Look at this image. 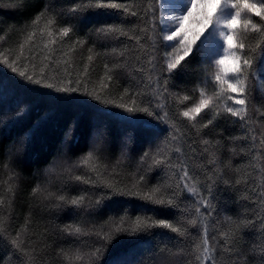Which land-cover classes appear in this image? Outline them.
<instances>
[{
    "label": "trees",
    "instance_id": "1",
    "mask_svg": "<svg viewBox=\"0 0 264 264\" xmlns=\"http://www.w3.org/2000/svg\"><path fill=\"white\" fill-rule=\"evenodd\" d=\"M75 3L78 0H0V53L10 61L20 54L35 18L44 14L16 66L18 71L39 76V69L48 63L45 82L55 85L46 88L32 83L0 62V199L4 201L0 261L87 264V257L76 260L75 252L99 248L91 264H200L197 247L203 249L206 233L216 264H264V88H250L244 121L221 108L213 124L202 127L212 117L206 110L201 124L193 127L179 112L198 103L202 88L206 95L213 94L216 69L198 57L179 75L164 70L163 47H154L148 39H158L161 14L148 11V0L129 3L137 17L96 9L78 18L80 14L70 10ZM152 7L160 9L159 0ZM242 15L259 22L264 32V20L248 12ZM49 17L55 18L51 29L57 40L49 44L52 62L44 60L49 55L44 44L50 38L39 31ZM121 21L130 34L143 37V47L127 37L97 35L100 26ZM69 25L73 31L61 39L59 28ZM236 31L246 44L244 54L259 56L264 35L251 25L244 29L242 23ZM80 40L85 43H76ZM186 60H192V55ZM257 72L258 78L264 77V63L257 65ZM106 73L112 76L110 81ZM77 80L78 92L56 90L71 87ZM85 85L89 94H84ZM126 87L132 91L126 93ZM137 91L141 93L137 100L159 118L116 107L131 105ZM185 96L189 99L184 100ZM221 103L217 101L218 106ZM177 147L181 152H175ZM89 152L96 158V170L74 167ZM154 155L169 158L168 163L153 165ZM183 165L195 181L197 196L183 189L179 179ZM77 175L94 181L95 186L75 180ZM38 185L40 191L34 193ZM156 185H169L168 195L177 193L174 207L117 191L144 193ZM60 195L68 200L83 195V208L60 202ZM200 199L209 200L211 207L198 205ZM197 206L200 214L195 212ZM138 217L181 226L185 235L158 226L133 232L132 222ZM122 218L127 230L113 231ZM191 219L197 220L196 226L188 223ZM68 225L80 226L89 234L69 235L64 231ZM101 231L111 238L100 239ZM17 234L27 255L13 249L11 241ZM64 253L72 259L65 260Z\"/></svg>",
    "mask_w": 264,
    "mask_h": 264
},
{
    "label": "snow or ice",
    "instance_id": "2",
    "mask_svg": "<svg viewBox=\"0 0 264 264\" xmlns=\"http://www.w3.org/2000/svg\"><path fill=\"white\" fill-rule=\"evenodd\" d=\"M155 0H148L150 12H161L159 16V32L160 35L157 38L149 36L148 39L153 41V46L157 45L162 46L164 49V63L166 68L164 69L168 72L169 75L176 73L177 75L184 72V70L191 66L193 60L198 57L201 59L207 60L209 63H212L216 66L217 71L214 75V83L216 84V90L212 95H206L203 88L200 91V97L198 103H195L192 106L187 107L184 110L179 112V115L187 120L193 127H196L198 124H201L204 116L207 115L206 110L212 113V117L207 119L206 123H202V127L207 128L209 125L213 124L216 117H218L222 108L223 113L230 114L232 117H237L239 120L244 121L247 115V102L249 96L251 95L250 88L261 89L264 88V77L258 78L257 65L264 63V50H261L259 56L245 55L244 50L246 49V44L244 43L243 37L236 31L239 24H243L244 29H248L251 25L252 30L257 33L262 32L259 22H253V20L247 16L242 15V12H248L254 14V16L259 17L261 20H264V0H258L256 3H250L249 0H173V3L170 5V8L162 9H153L152 5ZM165 0H161L163 5ZM131 0H78V3H75L70 6V10L73 13H79L80 17L83 18L84 14L89 11H95L96 9H112L121 13V15L128 17H137L138 13L133 10L132 7H129ZM109 15L110 13H105ZM43 13L38 15L33 21V29L27 35V38L23 44L20 45V54L16 56L11 61L7 58L6 55L0 53V62L7 65L12 72H18L19 76L27 79L28 81L41 84L46 88H53L55 85L51 82H45L49 79L46 75V69L49 68V64L45 63L39 69V76L34 74H26L25 70H19L17 64L20 61L21 56H24V47L35 37L36 28L35 25H39L43 17ZM196 19L198 21V27L195 31L191 32L189 35L188 23ZM55 23V18H47L44 26L39 29L41 35H46L50 38L47 43L44 44V48L48 49L49 55L44 57V60L51 61V53L53 49L49 48V44H56L57 40L54 36V32L51 29V26ZM73 31L71 25L64 26L59 28L58 36L63 39L68 37L69 33ZM141 31H146L141 29ZM97 35L100 36H122L127 37L129 40H135L136 44L140 47V40L143 38L141 36H135L130 34L125 27L122 26V21L120 23H110L100 26L97 29ZM215 41H219V47L213 52V44ZM83 45L85 41H77ZM259 47V45L257 46ZM72 49H69V52ZM91 51V49H90ZM253 52L256 49H252ZM123 55V53H120ZM67 55V54H66ZM192 55V60H186V57ZM35 57H33L34 59ZM27 59V57H25ZM92 57L89 56V60ZM150 64L152 60L148 61ZM26 68L27 65H24ZM139 70V69H138ZM178 70V71H177ZM87 68H85V73ZM54 79L55 77H51ZM106 78L110 81L112 76L107 75ZM61 84L64 81L60 82ZM68 84H72V81L69 80ZM104 87H107L105 84ZM57 91L60 92H78L80 91V81L77 80L75 84L71 87H57ZM129 88H125V92H131ZM84 94H89L87 91V86L85 85ZM139 91L134 92L131 96V105L126 104H117L116 107L124 108L127 112H143L148 116H157V114L152 110L150 106H145L142 101H138L137 97L140 96ZM95 99H100L99 96H95ZM184 100L189 99V97H183ZM217 101H222L218 106ZM228 101H231L234 105H239L241 107L235 108L228 105ZM165 115H167L165 113ZM157 118H159L157 116ZM200 118V120H198ZM177 139L176 136H173V140ZM255 139V137H253ZM205 145L209 144L208 140H204ZM207 150V149H206ZM175 152H181L179 147L175 148ZM147 155V154H145ZM95 157L91 152H89L85 157H83L74 167L86 166L90 171L96 170V165L93 163ZM169 158H157V155L152 157V163L155 166H160L168 163ZM182 175L179 177L183 189L189 196L199 195L197 188L194 186L195 181L190 176L188 171V166H182ZM75 180L80 181L85 184H91L95 186V182L90 179H85L83 176H75ZM143 180V177H141ZM190 182L191 185L190 186ZM239 183V181H237ZM111 187V185H107ZM170 187L169 185H156L153 186L147 192L141 193L140 191H124L123 189H118L121 194L129 196H137L141 199L157 204V205H167L175 206L177 202V193L174 191L172 195H168L165 191L166 188ZM180 187V185H177ZM11 191V189H9ZM40 191L39 185L33 189V192ZM58 200L62 203H70L72 206L77 208H83L84 205V196H74L70 200L66 199L65 196L60 195ZM4 203L3 199H0V205ZM101 201L98 199L96 204H100ZM198 205H202L204 208L211 207V202L207 199L197 200ZM197 214L201 213V207L197 206L195 208ZM192 226L197 225L196 219H191L188 222ZM124 220L121 219L120 223L113 228L115 232L126 231L123 227ZM162 227L164 229H169L172 233L178 235H185V229L181 226H173L172 223L165 220H153L149 222L148 218L143 219L137 218L132 222L131 231L136 232L142 228H151V227ZM69 235H88L89 233L82 229L80 226L68 225L65 227ZM97 235L102 240H109L111 238L110 233H104L103 231L97 233ZM13 249L24 252L27 255V252L21 247L23 241L20 240L19 234L12 241ZM203 249L197 250L200 252V255L196 257L197 261L200 264H216L215 259V249L208 247V239L205 233V239L203 241ZM63 251V250H62ZM100 249L97 248L91 253H80L79 251L75 252L74 258L76 260H84L87 257V264H91L93 257H96L100 253ZM7 258V257H6ZM64 259L70 260V257L67 253H64ZM0 264H3V261H0Z\"/></svg>",
    "mask_w": 264,
    "mask_h": 264
},
{
    "label": "rangeland",
    "instance_id": "3",
    "mask_svg": "<svg viewBox=\"0 0 264 264\" xmlns=\"http://www.w3.org/2000/svg\"><path fill=\"white\" fill-rule=\"evenodd\" d=\"M173 3V0H165L164 4L162 5L161 4V0H159V8L162 9V8H170V5ZM160 14H162V11L160 12ZM198 27V21L196 19H193L191 20L189 23H188V31H189V35H191V32L192 31H195ZM219 47V41H215L212 48H213V52L215 51L216 48ZM211 64V66H213L216 71H217V68L214 64L212 63H209ZM117 263V262H116ZM119 263V261H118ZM127 264V263H126Z\"/></svg>",
    "mask_w": 264,
    "mask_h": 264
}]
</instances>
